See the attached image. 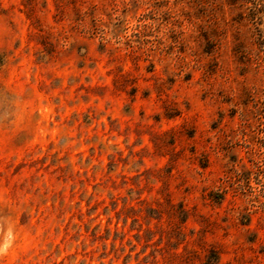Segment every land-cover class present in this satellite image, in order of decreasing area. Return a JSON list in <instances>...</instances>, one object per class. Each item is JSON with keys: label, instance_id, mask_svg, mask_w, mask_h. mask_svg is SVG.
Masks as SVG:
<instances>
[{"label": "rangeland", "instance_id": "obj_1", "mask_svg": "<svg viewBox=\"0 0 264 264\" xmlns=\"http://www.w3.org/2000/svg\"><path fill=\"white\" fill-rule=\"evenodd\" d=\"M251 13L0 0V264H264Z\"/></svg>", "mask_w": 264, "mask_h": 264}, {"label": "trees", "instance_id": "obj_2", "mask_svg": "<svg viewBox=\"0 0 264 264\" xmlns=\"http://www.w3.org/2000/svg\"><path fill=\"white\" fill-rule=\"evenodd\" d=\"M252 3V21L255 25V35L260 46H264V31L260 25L263 23L264 0H249Z\"/></svg>", "mask_w": 264, "mask_h": 264}]
</instances>
